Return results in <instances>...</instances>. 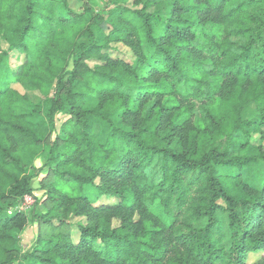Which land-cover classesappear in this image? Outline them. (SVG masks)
Returning a JSON list of instances; mask_svg holds the SVG:
<instances>
[{
    "label": "trees",
    "instance_id": "obj_1",
    "mask_svg": "<svg viewBox=\"0 0 264 264\" xmlns=\"http://www.w3.org/2000/svg\"><path fill=\"white\" fill-rule=\"evenodd\" d=\"M97 7L0 0V264H264V172L245 179L264 148L242 116L264 123V0ZM45 149L51 232L21 252L30 217L8 209Z\"/></svg>",
    "mask_w": 264,
    "mask_h": 264
},
{
    "label": "rangeland",
    "instance_id": "obj_2",
    "mask_svg": "<svg viewBox=\"0 0 264 264\" xmlns=\"http://www.w3.org/2000/svg\"><path fill=\"white\" fill-rule=\"evenodd\" d=\"M108 0H95L96 5H98L97 9L103 8L105 6V3ZM100 34V31H98ZM118 54L131 61L133 60L134 57H132L131 53L128 51L126 47H121L118 51ZM15 62L16 64L17 61L15 58L11 61ZM13 67H16V65H13ZM16 89H18L21 93H25L27 90L20 84V83H13L12 84ZM34 99H41L43 97V94L38 91H29L28 92ZM95 102H87L85 104V107L88 108H93ZM242 116L245 120H256L257 124L254 129H251V139L252 142L255 145H262L264 148V123H262L261 120V114L257 110V104L254 102L249 103L243 108L242 111ZM68 118V115L66 113H60L58 116V121H57V126L58 128L61 127L63 122ZM116 122L119 123L120 118L117 116L115 117ZM92 123H93V129L97 133L98 137L100 140H105L107 134L110 132V126L105 125L98 121L96 118H92ZM46 151L41 153L40 155H37L33 158H27L25 161L28 165L31 166V171L36 174V177L32 180V187L34 189L33 192V198L34 202L27 206L25 200L18 201L17 203H14L11 207L8 209V213H12L13 211H22L25 212L29 217H30V223L26 227V229L21 233V252H24L26 249L33 248L36 246L37 248L40 247L43 244V240H45L50 232H51V227L42 224L39 226L40 221H39V216L45 212V207L43 205V200L45 199V188L42 184V179L45 177L47 174V167H46V162H47V157H46ZM264 172V168L260 163H255L254 166L246 172L245 174V179H247L250 183H257L259 181L260 175H262ZM92 187H88V190L91 195L94 194V191L91 189ZM90 198H93L91 196ZM109 198L103 197L101 198L100 202H107ZM112 200H109L110 202ZM84 218L82 217H74L72 222H73V227L76 226L77 223L82 222ZM40 236V237H39ZM39 238V239H38ZM257 256H251L249 258L250 260L257 259Z\"/></svg>",
    "mask_w": 264,
    "mask_h": 264
},
{
    "label": "built area",
    "instance_id": "obj_3",
    "mask_svg": "<svg viewBox=\"0 0 264 264\" xmlns=\"http://www.w3.org/2000/svg\"><path fill=\"white\" fill-rule=\"evenodd\" d=\"M24 200H25L27 206L31 205L34 202V198L32 195L25 196Z\"/></svg>",
    "mask_w": 264,
    "mask_h": 264
}]
</instances>
